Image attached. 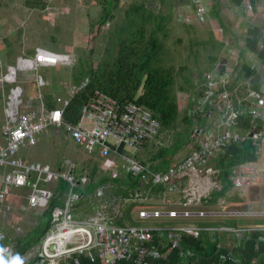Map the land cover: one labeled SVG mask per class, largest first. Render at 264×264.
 <instances>
[{
	"label": "built area",
	"instance_id": "1",
	"mask_svg": "<svg viewBox=\"0 0 264 264\" xmlns=\"http://www.w3.org/2000/svg\"><path fill=\"white\" fill-rule=\"evenodd\" d=\"M199 5L200 13L204 14L205 8L201 2ZM215 30L223 32L220 27ZM224 54L216 62L213 72L202 82L194 84L200 95L191 99L195 108L188 111L196 116L208 106L211 109L215 106L219 113L217 121L204 131L196 130L192 142L195 148L182 162L160 171L126 154L127 150L136 149L157 135L159 122L150 111L132 102L120 109L117 100L95 92L82 106L77 124L67 122L65 109L72 97L86 86L87 79L69 87L68 99L58 97L60 106L57 108L48 109L43 105L42 95H38L36 100L25 98L21 74L33 73L34 83L40 90L46 81L38 74L39 69L73 68L77 63L75 56L39 48L34 57H18L15 65L8 66L6 72H0V89L4 91L7 85L10 86L5 98L3 135L0 137V215L9 216L12 213L7 198L15 188L28 189V208L41 211L54 197L58 183H68L62 203L52 209L51 226L40 243L31 248L25 260H39L38 264H71L75 256L90 257L97 251L99 264H116L125 260H131L133 264H154L155 260L163 257L161 248L166 249L170 243L178 244L182 238L197 239L203 233L230 234L233 237L232 247L239 248L259 229L261 234L257 242L264 241V226L198 227L174 222L221 217L232 222L264 219L262 202L255 207L248 202L231 204L230 200L219 198L217 203L211 204L213 194L223 189L220 171L212 165L220 148L227 142L241 146L247 140L264 145V121L260 128L255 125L246 134L239 133L238 125L245 103H257L264 108V88L254 89L250 79L235 81L229 60H237L238 52L227 46ZM35 104L37 107L33 108ZM28 107L33 111H27ZM251 116L253 122L261 118L264 120V112L256 109ZM50 127L66 130L79 147L88 153L96 152L101 159H108L112 154L123 158L127 172L144 184L143 194H136L131 199H113L105 196L103 189H96L98 207L80 217L75 206L84 195L78 189L73 163L66 159V169L54 168L23 161L19 156L26 143H34ZM230 180L233 185L230 195L246 199L249 189L264 186V162H246L235 166ZM52 182H56L55 188L49 187ZM160 185L170 189L156 198L152 196V191ZM172 194L176 198L173 199ZM130 201H158L160 206L139 210L137 218L143 223L141 225L120 224L123 207ZM153 222L177 224L169 223L162 227L151 225ZM2 238L6 235L0 234ZM230 258L234 264H239L233 252L222 254L221 264H230Z\"/></svg>",
	"mask_w": 264,
	"mask_h": 264
},
{
	"label": "trees",
	"instance_id": "2",
	"mask_svg": "<svg viewBox=\"0 0 264 264\" xmlns=\"http://www.w3.org/2000/svg\"><path fill=\"white\" fill-rule=\"evenodd\" d=\"M159 1L161 3L165 2V0ZM187 1L189 0L185 2L187 3ZM202 1L203 0H192V5L198 9L199 13V2ZM219 1L220 0L213 4L212 9L220 24H223L226 28L223 20L220 19L219 14L221 12V7ZM237 1V4L241 6L242 2H245V5L251 2V0ZM97 2L101 6V10L98 19L91 24L89 33L90 41L100 32L102 25L107 24V22L116 17L114 12L119 5V0H97ZM169 4L170 6L173 5L171 1H169ZM44 6L45 4H42V2L38 3V7L43 8ZM34 7H36V5H34ZM204 8V15H206L208 14V5ZM171 19V12L163 11V9L157 11L154 8H150L144 1L139 4H134L128 12L127 19L120 25V29L115 34L118 38L117 40L115 36L108 33L103 34V37H108L109 39V45L105 48L106 53H101L98 59H85L83 56L77 59L76 67L72 72L73 84L78 85L85 79H87V84L72 97L69 106L64 112L65 120L76 125L81 114L82 106L87 103L95 92L117 100L120 109H122V106L125 104L132 102L150 111L153 117L159 122V130L153 140L157 139L161 133H173L171 145L169 147H161L159 152L150 160L153 163V167L157 170H165V168L169 167L174 162V160L172 161L173 157L182 148L190 145V150L194 149L195 146L192 142L195 140L196 130L204 131L206 128L212 127L219 117V113L215 106L212 109L208 106V108L196 116H192L189 113L185 114L182 117L184 133L182 135L177 132L180 110L176 96L172 93L175 85V70L173 67H167L164 62L166 50L163 37H166L167 33L170 31L169 23ZM254 32L257 33L258 30ZM254 36V33L250 34L248 40L249 47L254 49L252 50L253 52L256 51L257 43V39H255ZM211 42L215 44L213 38ZM206 44H210V41ZM215 47V52L217 54L215 53L211 57V66L206 69V72H200L198 79L193 81L191 78L186 79V83L189 87L191 86L192 89L190 94V107H188L189 112L195 108L191 99L200 95L194 87V84L202 82L205 76L211 74L215 68L216 61L219 60L218 53L222 48V44L218 42V45H215ZM263 55L264 53L259 54L261 59ZM246 71L245 74L247 77L253 74L252 70L247 69ZM118 113H120V111H118ZM251 130H253V127ZM64 132H66V130H64ZM67 135L69 134L67 133ZM70 139L72 138L70 137ZM254 144L252 140H247L241 146L232 142H227L220 148L218 157L212 161V165L220 171V180L223 184V189L213 194L211 204L217 203L219 198H226L230 200L231 204H238L236 201V199H240L238 195H230V192L233 191L230 176L235 166L246 163V161L254 160V153L256 151ZM92 155H96V152H92ZM156 162L157 164H155ZM62 167L66 169L65 162H63ZM77 170L76 164L73 163V172L76 173ZM94 174L95 169H93L91 176L93 177ZM79 179L80 176L78 177L77 175V180L79 182L78 189L81 190V193L84 195L82 198V200H84L87 193L92 194L96 191L94 190L95 188L106 183L108 181L107 179L110 178L97 179L96 181L88 180V183L84 185H82L81 181V189ZM67 184L68 183L65 181L58 183L54 197L50 199L44 210H41L38 222L27 230L25 236L12 238L6 235V238L0 239V264H38L40 262L39 260H25V257L32 247L40 243L42 237L51 226L52 209L56 205L62 203L67 192ZM121 184H125V182L121 181ZM138 186L139 181H135L131 184L133 188H137ZM169 189V186L164 187L160 185L154 187L152 193L160 192V194H164L169 192ZM13 192L11 194H13ZM123 196H129V194L124 192ZM79 203L75 206V210ZM132 208L133 207H131V209ZM128 219L133 225L138 224V222L132 221L131 216H129ZM215 219L221 218L203 219L199 225L200 227H220L223 222ZM141 224L143 223L139 221L138 225ZM159 225L163 227L169 225V223L163 222ZM214 234L217 233H203L200 234L197 239L182 238V241L178 244L170 243L166 249L161 248L160 251L163 257L159 260H155L154 264H221L222 254H227L228 252H233L239 264H264V241L260 242L261 245H258V251L256 250L254 241L249 243L247 248H243V246L239 249L232 247L233 250L228 251L229 249L223 246L219 248L220 239H218V235L227 233ZM259 246H261V249ZM97 254L98 252L94 251L90 257L75 256L71 260V264H99ZM229 263L234 264L231 258L229 259ZM116 264H133V262L131 260H125L118 261Z\"/></svg>",
	"mask_w": 264,
	"mask_h": 264
},
{
	"label": "rangeland",
	"instance_id": "3",
	"mask_svg": "<svg viewBox=\"0 0 264 264\" xmlns=\"http://www.w3.org/2000/svg\"><path fill=\"white\" fill-rule=\"evenodd\" d=\"M143 1L157 11L163 9V11L171 12L170 31L166 37H163L166 50L164 62L167 67H173L175 70V85L172 93L176 96L180 110L177 132L183 135L182 117L188 114L192 92L186 79L191 78L193 81L198 79L200 72H206V69L211 66V57L216 53V47L211 42V38L215 41L220 39L219 32L215 29L221 24L215 18L213 9L210 10V6H208V14L204 15L192 5V0L187 3L186 0H165L163 3L159 0H119L118 8L114 12L116 17L102 25L100 32L90 41L91 24L98 19L101 10L97 0H0V59L3 61L0 72H6L8 66L15 65L17 57L31 55V52L35 54L39 48L57 53H69L77 59L81 56L85 59H98L101 53H106L105 48L109 45L108 37H103V34L115 36L120 25L127 19L131 7ZM169 1L173 3L172 6ZM209 1L212 0H203L201 5L205 7ZM40 2L45 4L43 8L38 7ZM219 2L222 8L219 14L220 19L223 20L225 17L224 21L229 24L230 31L240 30V18L232 1L220 0ZM246 6L243 7L244 11H248L250 15L257 14L260 19H264V7L261 4L252 6L249 10L250 2ZM115 39H118L117 36ZM235 39H237L236 36ZM227 40L228 37L223 39V41ZM209 41L210 44H206ZM233 46L238 51V48ZM261 66L264 67L262 64ZM59 69H61L60 72L56 69L50 70L48 78L54 79L62 74L63 79L68 81L70 70L62 67ZM40 73L45 75L47 72L41 70ZM28 74L34 76L33 73ZM33 79L32 77L31 80ZM32 84L33 82L29 83V86ZM55 84L54 89H59V84ZM2 93L0 92V95ZM3 95L6 98V94ZM2 112L0 122L5 115L4 110ZM172 141V132L161 133L155 141L148 143L143 156L156 155L161 147H169ZM73 142L65 140L62 132L58 133L54 128H50L47 134L39 136L34 143L27 144L20 152L30 161L49 164L53 167L69 158L81 164V149ZM190 148L189 145L179 150L172 161L185 157ZM131 153L135 154L136 151L132 150ZM53 184L54 182L51 185ZM20 190L16 188L9 196V202L13 205L12 213L9 216L0 215V234L12 238L25 236L27 230L37 223L41 214L38 209L28 208L27 192ZM116 192L114 190L108 194L121 196Z\"/></svg>",
	"mask_w": 264,
	"mask_h": 264
},
{
	"label": "crops",
	"instance_id": "4",
	"mask_svg": "<svg viewBox=\"0 0 264 264\" xmlns=\"http://www.w3.org/2000/svg\"><path fill=\"white\" fill-rule=\"evenodd\" d=\"M217 1L218 0L209 1L208 3H206V5L210 6V10H211V8H213V4H215ZM231 1L233 3V7L237 8L235 10L238 14V18H240L239 22L241 24L239 25L240 30H238L240 32L238 34V31L236 29H234V30L232 29V31H230V29L228 27L229 24H227L224 21L225 17L223 18V23L226 25V28L224 27L223 24L220 25V28L223 30V32L218 33L220 35V39L215 41L216 46L218 45V42H220L222 44V48H221L220 52L218 53V59L221 56L225 55L224 49L227 46H231L232 48L235 49V47L233 46V45H235L238 48V51L235 49L238 52V59L237 60H229V68H230V70H232L233 75L236 77L235 81L243 82L247 79H250L253 83V88L256 90H261L264 88V67L261 66V64L264 65V55H263V58L261 59L259 54L264 53V19H260L257 14L250 15L248 13V11H246V10L244 11L243 7H246L245 2H242V6H241L240 4H237V2H238L237 0H231ZM260 4L264 7V0H251L250 6L248 7V10L251 9L252 6H257ZM220 7H221V3H220ZM221 10H222V8L220 9V11ZM242 12H244V13L242 14ZM217 21H218V19H217ZM255 30H258V32L257 33L254 32ZM252 33H254L255 39H257L255 52L252 51L254 49L249 47V44H248L250 34H252ZM235 36L237 37V39H235ZM227 37H228V40L223 41V39H225ZM231 41H232V43H231ZM30 54L31 55H24V56L25 57H34V53L31 52ZM66 54H69V53H66ZM75 67H76V65L73 68L62 67V68H65L67 70H70V77H69L68 81L63 79L62 74L59 75L58 77H54V79L48 78L47 75H48L50 70L56 69V70H58V72H60L61 69H59V68H61V67H45V68L39 69V71H38L39 75H41V73H40L41 70H44L47 72V73H45V75H42L46 81V85L40 90L37 89V87L34 83V80H31L32 77L34 78L35 76H33V75L31 76L28 73L21 74L20 75V81H21L22 86L25 90V96L26 97L28 96V98H26V99L27 100H29V99L36 100V97L38 95H42V103L48 109L59 107L60 104H58V102H57L58 97H62L63 99L69 98L68 90H69L70 86L74 85L73 80H72V72L74 71L73 69ZM247 69L253 71V74L248 76V77L245 74V72H247L246 71ZM32 82H33V84L29 86V83H32ZM55 83L59 84V89L58 88L54 89V86H56ZM9 88L10 87H6V89H4V91L2 89H0V92H3L2 95H0V113H3L2 111L4 109L2 110V108L5 104V96L3 94H6V96H7ZM233 88H234V85H233ZM36 107H37V105L35 104L33 106V108H36ZM255 109L258 111L264 112V108L261 107L257 103H253V104H248V102L245 103L244 112L242 114H240L238 117L239 133L246 134L247 132H249L251 130L252 127L254 128L255 125H258V128H260L261 123L264 121L262 118L259 120H256L255 123L252 122L251 114H253V111ZM27 111H33V110H31L28 107ZM3 117L4 118L2 119V122H0V124L4 123L5 115ZM51 128H54V130L58 131V133L62 132L65 140H68V141L72 140V139H70V136L67 135L66 132H64V130H57V128H55V127H51ZM49 130H50V128H49ZM49 130L45 134H47L49 132ZM0 137H2V125H0ZM158 137H160V135ZM153 141H155V140H152L149 142H153ZM149 142H146L147 144L144 143L143 145H140L136 149L127 150L126 154L132 158L137 159L138 161H140L144 164H149L154 170H157L153 167V163L150 161L155 155L143 156V151L147 148ZM27 144H32V143H26L22 148H25ZM254 146L256 149V151L254 153L255 158H254V160L246 161V162L263 163L264 162V145H262L261 143H255ZM80 149H81V164L80 163L77 164V161H74L71 158L67 159V160H71L77 166L78 170L76 171V173H77L78 177L80 176V179H79L80 189H81V181H82V185H84L85 183H88V180L89 181H92V180L96 181L97 179L110 178V179H107L108 181L106 183L99 185L94 190L103 189V191H105V196H107L109 198H113V199H131L133 197H136V194H140V195L143 194V192L145 190L144 184L138 178L133 177L130 173L127 172L126 167H125V161L123 158L112 154L111 157L108 159H101L97 155H92V153H88L86 150H84L81 147H80ZM132 150L136 151V153L132 154L131 153ZM190 152H191V150L189 151V153ZM189 153L185 157H183L182 159L173 162L169 167L165 168V170L170 168V167L177 165L180 162H182L189 155ZM19 155L23 161L35 162V161L28 160V158H26V157H23L22 152H20ZM65 160L66 159H64L61 163L56 165V167H54V168H61L63 166V162H65ZM38 163H41V162H38ZM155 164H157V162ZM47 165H49V164H47ZM93 169H95V174L92 177L91 174H92ZM160 170H163V169H158L157 171H160ZM2 172H3V170H2ZM91 177H92V179H91ZM121 181L125 182V184H121ZM135 181H139V186L137 188L131 187V184ZM127 182H129V183H127ZM52 183L49 184V187L55 188L57 184L54 182V184L51 185ZM141 185H143V186L141 187ZM19 189H21L20 191L27 192V194H26V200H27L28 189H26V188H19ZM114 190L117 191L116 192L117 195H121V196H114L111 193L108 194L109 192H112ZM124 192H127L129 194V196H123ZM162 195L163 194H160V192L152 193V196H154L156 198H158ZM171 197L173 199L176 198L173 194L171 195ZM236 201L238 202V204H246L248 202L249 204H252L255 207H258L261 202L264 205V186L263 187L262 186H255V187L249 189V192L246 195V199L240 198V199H236ZM8 204H10L12 206V209H13V205L9 202V197H8ZM159 206H160V204L158 201H154V202L139 201L136 203L131 202V201L127 202V203H125V205L123 207V214H122L121 219L119 220V223L123 224V225H133L132 223H130L131 221L128 219L129 216H131L132 221L133 222L136 221L139 224V220L137 218L139 210L144 209V208H150V207L158 208ZM131 207H133V208L131 209ZM96 208H97V201L94 198V192H93L92 194L87 193L86 197L84 198V200H82L79 203V205L77 206L75 211L80 215V217H83L87 214L92 213ZM130 209H131V213H130ZM38 219H39V217H38ZM205 219H212V218H205ZM202 220L203 219L178 220V221H174V222H178L180 225L193 224V225L200 227L199 223ZM215 220H220L221 222H223L222 225H225V226L226 225L227 226H233V225L247 226L250 224H253L254 226H258V227L264 226V219L253 220L252 222H249V220L243 221V222H232V221H227L226 219L221 217V219H215ZM121 221H122V223H121ZM169 223L170 224H177V223H172V222H169ZM159 224H161V223L160 222H153L151 225H159ZM256 234H254L253 237L250 238L249 240H247L244 244L240 245V247L243 246V248H247V245L249 243H251L252 241H254L256 244V250L258 251V245H261V243L257 242V240H260L261 230L258 229ZM218 239H220L219 248L221 246H223L225 248H228L229 249L228 251L233 250L232 249V242H233L232 235H230V234L218 235ZM259 247L261 249V246H259Z\"/></svg>",
	"mask_w": 264,
	"mask_h": 264
},
{
	"label": "water",
	"instance_id": "5",
	"mask_svg": "<svg viewBox=\"0 0 264 264\" xmlns=\"http://www.w3.org/2000/svg\"><path fill=\"white\" fill-rule=\"evenodd\" d=\"M143 185H141V187H142Z\"/></svg>",
	"mask_w": 264,
	"mask_h": 264
}]
</instances>
